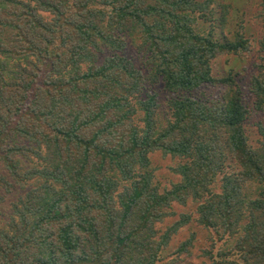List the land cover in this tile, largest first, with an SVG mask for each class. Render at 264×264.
I'll return each instance as SVG.
<instances>
[{
	"label": "trees",
	"instance_id": "trees-1",
	"mask_svg": "<svg viewBox=\"0 0 264 264\" xmlns=\"http://www.w3.org/2000/svg\"><path fill=\"white\" fill-rule=\"evenodd\" d=\"M230 7L0 0V264L179 263L196 247L184 264H264V120L252 144L240 74L213 65L254 46L243 23L226 33ZM254 65L264 112V35ZM155 152L175 160L169 186ZM191 222L206 243L192 229L172 247Z\"/></svg>",
	"mask_w": 264,
	"mask_h": 264
},
{
	"label": "rangeland",
	"instance_id": "rangeland-1",
	"mask_svg": "<svg viewBox=\"0 0 264 264\" xmlns=\"http://www.w3.org/2000/svg\"><path fill=\"white\" fill-rule=\"evenodd\" d=\"M224 3L231 5L230 7V24L228 29L226 28V33L229 35L232 30H236L240 23L244 24L245 30L247 33L252 36L254 41V46L250 52H245L240 56L236 55H224L220 56L214 62V70L219 74H226L230 70H233L235 73H239L241 77V84L244 88L245 95L247 97V103L252 109V113L249 119L246 121V130L252 144H257V139L259 137L257 122L264 120V112H257L253 110L252 104L254 97L248 91V80L249 77L256 71L255 62L258 61L259 56V39L264 35V22L261 18V0H222ZM231 34V33H230ZM130 54L134 56L137 60V64H142L141 54H137L135 50H131ZM165 94H162L164 98ZM154 165L157 168V178L160 180L163 186H169L173 181H177L179 176L172 171L171 166L174 165L175 160L171 156H163L161 152H155L152 154ZM7 202L0 205L1 215L6 218L8 205L7 203L11 200L10 194L7 195ZM174 207L177 210H189L192 211L193 207L187 206L184 207L181 204H174ZM177 216H173L167 219L163 224H159L160 227L164 228L166 225L170 224L175 220ZM192 229L197 230L199 233L200 242L199 244L206 243V232L201 230V227L196 224V222H191L187 226L181 229V231L175 235L171 246H176L179 241L185 239L190 234ZM168 256L161 264H184L186 261H194L196 263L200 262V258L196 255L198 254L197 247L194 248V254L189 255L185 258L184 261L179 263H173L171 260L174 258V255H171V252L168 250Z\"/></svg>",
	"mask_w": 264,
	"mask_h": 264
}]
</instances>
